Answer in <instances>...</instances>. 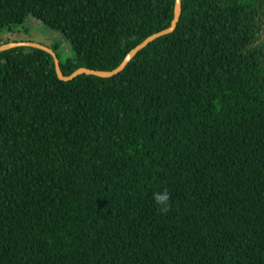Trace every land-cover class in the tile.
Listing matches in <instances>:
<instances>
[{
    "label": "trees",
    "instance_id": "16d2710c",
    "mask_svg": "<svg viewBox=\"0 0 264 264\" xmlns=\"http://www.w3.org/2000/svg\"><path fill=\"white\" fill-rule=\"evenodd\" d=\"M175 5L0 0V32L33 16L64 74L111 70ZM263 27L264 0H182L122 72L69 81L0 51V264H264Z\"/></svg>",
    "mask_w": 264,
    "mask_h": 264
},
{
    "label": "water",
    "instance_id": "95a60500",
    "mask_svg": "<svg viewBox=\"0 0 264 264\" xmlns=\"http://www.w3.org/2000/svg\"><path fill=\"white\" fill-rule=\"evenodd\" d=\"M181 14H182V0H176L174 17L172 19L171 24L168 27L149 35L143 41L138 43L135 47H133L127 53V55L124 57V59L121 61V63L117 67H115L114 69H111V70L94 69V68H90V67H86V66H81V67L77 68L76 70H74L71 74L66 75V74H64V72L62 70L60 58H59L57 52L52 47H50L48 45H45L42 43H37V42H32V41L7 43V44L0 46V51L8 50V49L15 48V47H21V46H30V47L40 48L44 51H47L54 58L55 68H56V72H57L58 77L64 81L72 80L75 77H77L78 75L83 74V73L93 74V75H97L100 77H112V76L117 75L120 72H122L126 68V66L129 64V62L134 58V56L140 50H142L144 47L149 45V43H151L155 39L159 38L160 36L172 33L176 29V27L180 21Z\"/></svg>",
    "mask_w": 264,
    "mask_h": 264
},
{
    "label": "rangeland",
    "instance_id": "374dc122",
    "mask_svg": "<svg viewBox=\"0 0 264 264\" xmlns=\"http://www.w3.org/2000/svg\"><path fill=\"white\" fill-rule=\"evenodd\" d=\"M259 35L260 40L264 42V27ZM30 41L52 47L62 59H66L72 53L70 43L62 32L50 28L33 16L27 17L22 25L7 27L0 32V46L11 42ZM261 48L264 53V44Z\"/></svg>",
    "mask_w": 264,
    "mask_h": 264
},
{
    "label": "clouds",
    "instance_id": "9594fccd",
    "mask_svg": "<svg viewBox=\"0 0 264 264\" xmlns=\"http://www.w3.org/2000/svg\"><path fill=\"white\" fill-rule=\"evenodd\" d=\"M152 199L158 206L157 211L159 213L167 214L171 210V194L167 189L154 192Z\"/></svg>",
    "mask_w": 264,
    "mask_h": 264
}]
</instances>
